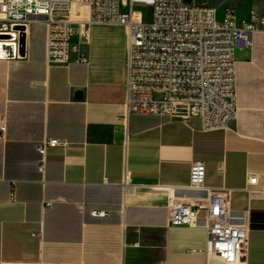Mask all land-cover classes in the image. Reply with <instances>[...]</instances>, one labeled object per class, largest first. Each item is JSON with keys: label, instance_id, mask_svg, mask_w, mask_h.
I'll return each mask as SVG.
<instances>
[{"label": "crops", "instance_id": "0c3cea01", "mask_svg": "<svg viewBox=\"0 0 264 264\" xmlns=\"http://www.w3.org/2000/svg\"><path fill=\"white\" fill-rule=\"evenodd\" d=\"M12 26L16 38L0 32L13 50L0 55V264H211L203 222L169 225L171 201L198 196L189 190L197 161L204 185L233 189L231 208L244 212L243 264H264V192L244 190L250 176L264 189V31L253 49L235 52L236 124L206 133L183 114L126 116L124 27L94 26L88 42L76 36L79 51L64 66L47 62L45 24ZM45 139L67 146L48 149L41 171Z\"/></svg>", "mask_w": 264, "mask_h": 264}, {"label": "built area", "instance_id": "2783aa9c", "mask_svg": "<svg viewBox=\"0 0 264 264\" xmlns=\"http://www.w3.org/2000/svg\"><path fill=\"white\" fill-rule=\"evenodd\" d=\"M151 9L146 20L137 7ZM46 25L48 64H68L80 42L91 38L94 26L124 27L127 31L126 116L171 118L179 114L200 119L203 132H228L238 120L236 50L253 49L254 36L264 31V15L250 13L238 24L233 10L193 5L185 0H0V32L13 23ZM80 62H86L84 58ZM1 130H5L1 126ZM67 146L65 141L45 139L38 146L40 170L47 151ZM189 190L198 196L192 202L173 199L169 225L207 230L204 254L211 264H243L247 255L249 228L244 212L231 208L226 187H206V167L194 162ZM130 173L127 171L126 178ZM127 183V180H126ZM261 195L257 176L248 178L244 189ZM14 198V195H11ZM51 206V203H47ZM202 212L205 213L202 216ZM106 217V211H92Z\"/></svg>", "mask_w": 264, "mask_h": 264}, {"label": "rangeland", "instance_id": "374dc122", "mask_svg": "<svg viewBox=\"0 0 264 264\" xmlns=\"http://www.w3.org/2000/svg\"><path fill=\"white\" fill-rule=\"evenodd\" d=\"M191 3L193 5L213 4L215 8L218 10L219 19L222 17L223 11L226 8H230L231 10H233L236 19L247 17V15L251 12V10L255 9L256 6H263L264 8V0H192ZM136 9L143 14L146 20L150 19V14H151L150 8L141 6V7H137ZM111 32L124 34V30L117 28H114Z\"/></svg>", "mask_w": 264, "mask_h": 264}, {"label": "bare ground", "instance_id": "6f19581e", "mask_svg": "<svg viewBox=\"0 0 264 264\" xmlns=\"http://www.w3.org/2000/svg\"><path fill=\"white\" fill-rule=\"evenodd\" d=\"M20 33H23V29L21 28L19 30ZM9 34H1L0 33V55H3L5 52L11 54L13 52L12 50V42L10 41Z\"/></svg>", "mask_w": 264, "mask_h": 264}, {"label": "water", "instance_id": "95a60500", "mask_svg": "<svg viewBox=\"0 0 264 264\" xmlns=\"http://www.w3.org/2000/svg\"><path fill=\"white\" fill-rule=\"evenodd\" d=\"M185 2H187V3H191V2H192V0H185Z\"/></svg>", "mask_w": 264, "mask_h": 264}]
</instances>
